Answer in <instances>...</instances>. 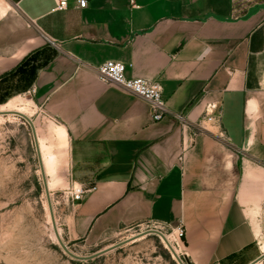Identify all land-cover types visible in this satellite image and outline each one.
Here are the masks:
<instances>
[{"label": "crops", "instance_id": "obj_1", "mask_svg": "<svg viewBox=\"0 0 264 264\" xmlns=\"http://www.w3.org/2000/svg\"><path fill=\"white\" fill-rule=\"evenodd\" d=\"M108 60L161 85L163 118L99 78ZM22 95L85 190L67 242L151 222L183 225L190 264L264 254V0H0V106Z\"/></svg>", "mask_w": 264, "mask_h": 264}, {"label": "rangeland", "instance_id": "obj_2", "mask_svg": "<svg viewBox=\"0 0 264 264\" xmlns=\"http://www.w3.org/2000/svg\"><path fill=\"white\" fill-rule=\"evenodd\" d=\"M21 99L30 97L22 95ZM36 111L34 107L31 117L22 112L33 125ZM11 114H2L0 119V264H181L160 235H142L153 229L171 235L178 248L175 253L183 264H190L185 257L184 235L178 240L171 231L178 225L169 228L168 224L146 222L108 232L93 242H67L59 218L60 207L73 203L65 196L71 187L64 182V139L54 135L48 141L39 136V150L31 124L21 115ZM51 227L62 244L54 241ZM102 249L107 250L99 253ZM254 264H264V257Z\"/></svg>", "mask_w": 264, "mask_h": 264}, {"label": "built area", "instance_id": "obj_3", "mask_svg": "<svg viewBox=\"0 0 264 264\" xmlns=\"http://www.w3.org/2000/svg\"><path fill=\"white\" fill-rule=\"evenodd\" d=\"M76 5L79 8H85L88 4V0H75ZM68 6V0H56V9L63 10ZM125 65L123 62L108 60L99 65L98 76L101 80L118 85L123 89L132 92L143 99L147 100L151 104L152 116L155 121L160 120L167 113V106L162 99V87L159 83L151 81L149 79L134 77L127 78L125 76ZM215 106L209 105L206 109L205 115L210 120V113ZM85 190L80 187H71L65 192L66 198L72 202L79 201L83 198ZM172 233L176 231V238L181 240L184 235V230L181 225H178L175 229L171 230ZM177 244V243H176ZM178 245V244H177Z\"/></svg>", "mask_w": 264, "mask_h": 264}, {"label": "bare ground", "instance_id": "obj_4", "mask_svg": "<svg viewBox=\"0 0 264 264\" xmlns=\"http://www.w3.org/2000/svg\"><path fill=\"white\" fill-rule=\"evenodd\" d=\"M18 111H21V112H18ZM33 111H34V107H33L32 103L29 100L15 98L12 101H10V102H8V103L0 106V114H1L0 115V119L3 117L2 114H10V115H7V116L10 117V116H12L11 113H22V112L25 113V114H27L29 117H31V114L33 113ZM37 143H38V147H39L40 146V142H39L38 133H37ZM39 150H40V147H39ZM41 153H42L43 159H44L43 162L45 163L46 166L49 165L48 164V161H47V158H46V155H45V146L43 144H41ZM41 159H42V156H41ZM43 162H42V164H43ZM47 185H49V184H47ZM48 218H49V222L51 223V219H50L49 213H48ZM174 232H176V231H174ZM145 233H147V231H144L142 233V235L145 234ZM51 235H52L54 241L57 242V239L55 237V234L53 232L52 227H51ZM164 236H165V240H166V241L164 240L165 244L166 245L168 244L169 245V248H171L173 251H175V250L178 251V248L173 244V241H172L173 239H171V235H168L167 234V235H164ZM133 237H135V236H133ZM127 240H129V239H127ZM125 241H123V242H125ZM260 248H261L262 252L264 253V243L261 244V247ZM103 250H105V249H102L101 251H103ZM263 257H264V254H261L252 263L257 262V261H260Z\"/></svg>", "mask_w": 264, "mask_h": 264}, {"label": "water", "instance_id": "obj_5", "mask_svg": "<svg viewBox=\"0 0 264 264\" xmlns=\"http://www.w3.org/2000/svg\"><path fill=\"white\" fill-rule=\"evenodd\" d=\"M15 114H18V115H21L23 118H25L30 124H31V128H32V133H33V137H34V139H35V142L37 143V134H36V131H35V128H34V125H33V123L31 122V120L26 116V115H24V114H22V113H15ZM38 144V143H37ZM39 148V147H38ZM150 232H153V233H156V234H158V235H160L161 236V238L163 239V240H165V236H164V234L163 233H161L160 231H158V230H149V231H147V233H150ZM56 236H57V239H58V241L62 244V242H61V239H60V237H59V234L56 232ZM166 241V240H165ZM121 244V243H120ZM167 246L169 247V245L167 244ZM107 249H105V250H103V251H100L99 253H102V252H105ZM170 250L172 251V253L174 254V256H176V258L178 259V261L181 263V264H183L182 263V261L180 260V258L177 256V254L175 253V251H173L171 248H170ZM99 253H96V254H99ZM96 254H94V255H96ZM94 255H92V256H94ZM92 256H89V257H92ZM88 257V258H89ZM254 263H256V262H254ZM254 263H251V264H254Z\"/></svg>", "mask_w": 264, "mask_h": 264}]
</instances>
